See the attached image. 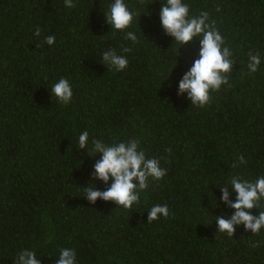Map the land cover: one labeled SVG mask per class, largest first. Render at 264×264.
<instances>
[{
  "label": "trees",
  "instance_id": "1",
  "mask_svg": "<svg viewBox=\"0 0 264 264\" xmlns=\"http://www.w3.org/2000/svg\"><path fill=\"white\" fill-rule=\"evenodd\" d=\"M72 2L0 0V264H15L23 250L55 264L62 248L76 251L77 264H264V228L252 235L237 225L229 238L215 220L234 214L220 190L229 187L235 202L232 176L264 175V0H183L190 16L207 12L215 21L236 62L222 73L231 87L210 91L203 108L179 89L200 38L180 45L165 34L159 12L167 0H125L136 13L127 29L135 44L105 21L114 0ZM49 35L53 46L44 43ZM109 49L127 57L125 70L103 63ZM250 52L261 58L256 73L247 68ZM60 78L73 88L68 105L51 93ZM85 130L89 144L80 149ZM93 139L139 140L167 175L149 177L131 210L93 204L83 189L112 183L92 178L101 158L88 153ZM156 204L171 215L148 223ZM259 211L264 201L251 214Z\"/></svg>",
  "mask_w": 264,
  "mask_h": 264
},
{
  "label": "clouds",
  "instance_id": "2",
  "mask_svg": "<svg viewBox=\"0 0 264 264\" xmlns=\"http://www.w3.org/2000/svg\"><path fill=\"white\" fill-rule=\"evenodd\" d=\"M143 5L144 0H138ZM66 8H75L72 0H64ZM190 6L183 0H167L166 4H161L159 18L166 35L175 39L180 45L187 44L199 37V59H196L191 69L183 76L179 83L180 93H188V98L192 105L203 108L210 106V91H219L222 84H229L226 74L232 70L235 60L229 47H225V38L222 36L215 21H210L207 12H201L199 16L189 15ZM219 11V8H217ZM136 13L130 10L125 0H114L110 4L109 10L104 12L105 21L115 29L125 32V39L133 44L138 42V37L133 31H127L134 21ZM34 35L39 37L41 29L39 26L34 31ZM44 43L48 46L55 44V37L49 35L45 37ZM39 46V45H37ZM131 48L125 47L123 52H131ZM249 62L247 68L250 73H256L261 64L259 53H248ZM103 63L114 68L116 71H123L128 66V59L120 55L115 49H109L102 53ZM229 87L231 85L229 84ZM51 93L57 98L61 105H68L73 97V88L67 78H60L51 88ZM79 148L86 149L89 144V132L83 131L79 135ZM139 140H129L127 143H113L111 145L101 140L93 139L89 154H101V158L94 164L93 179H98L108 184L112 180L111 186L105 191L93 190V186L83 189L85 198L93 204L98 200L113 202L118 207L131 210L133 204L139 205L140 193L148 189V180L151 177L155 181H160L167 175V169L160 166L159 158L146 159L145 152L139 148ZM171 153L172 149H166ZM167 162V160H165ZM241 164L246 163L244 157H239ZM233 168L237 167L232 165ZM136 181L137 183H134ZM232 190L236 193V200L232 203L229 199V187H221L223 202L234 210L231 217H215L218 225V232L226 233L229 238H233L235 227L244 225L245 231H250L252 235H258L264 228V211H259L258 216L251 214V210L260 209L264 201V175L259 176L255 182L242 180L239 176L230 178ZM171 215L167 204H156L148 211V223H152L161 217L169 218ZM253 247H258L253 243ZM15 264H40L35 251L23 250L18 253ZM55 264H77L76 251L72 248H62L59 258Z\"/></svg>",
  "mask_w": 264,
  "mask_h": 264
}]
</instances>
